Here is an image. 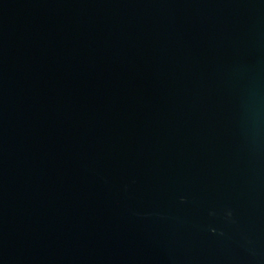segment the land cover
Wrapping results in <instances>:
<instances>
[{"label": "water", "instance_id": "95a60500", "mask_svg": "<svg viewBox=\"0 0 264 264\" xmlns=\"http://www.w3.org/2000/svg\"><path fill=\"white\" fill-rule=\"evenodd\" d=\"M0 264H264V0H0Z\"/></svg>", "mask_w": 264, "mask_h": 264}, {"label": "clouds", "instance_id": "9594fccd", "mask_svg": "<svg viewBox=\"0 0 264 264\" xmlns=\"http://www.w3.org/2000/svg\"><path fill=\"white\" fill-rule=\"evenodd\" d=\"M252 103L256 106V108H257V117H259V115H260V111H259L260 101L256 98L255 93H253V95H252ZM232 215L233 214H232L231 211L227 212V216L228 217H232Z\"/></svg>", "mask_w": 264, "mask_h": 264}]
</instances>
